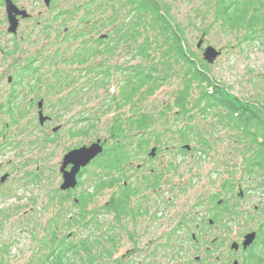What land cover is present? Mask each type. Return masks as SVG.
<instances>
[{"label":"rangeland","instance_id":"374dc122","mask_svg":"<svg viewBox=\"0 0 264 264\" xmlns=\"http://www.w3.org/2000/svg\"><path fill=\"white\" fill-rule=\"evenodd\" d=\"M162 1L169 9L170 21L183 28L184 39L199 59L205 60L207 47H213L221 53L214 63L205 61L213 84L225 89L238 101L264 109V33L256 29V37L251 35L252 29L248 22L252 15L245 19L242 27L225 29L222 21L216 20L215 5L219 0ZM58 4L56 13L71 14L60 18L51 30L43 29L48 21L45 13L24 23L21 35L25 39L21 45L23 55L19 56V66H11L12 61L19 57L12 52V37L1 31L3 40L0 39V48L8 51L13 60L6 59L0 51V73H8L15 81L22 82L17 90L20 106L24 110L22 114L20 109L14 114L8 107L0 110V129L9 123V134L3 143L5 149L0 153V178L9 174L8 179L0 184V264H42L48 249L56 247L51 246L54 240L56 244L68 240L80 248L81 255H70L71 261L76 264H90L89 254L96 257V264H114L109 253L113 252L115 216L107 204L113 190H97V183L103 179L109 181L112 174H106L96 164L88 168L78 193L83 190L94 196L84 207L76 206L71 201L63 203L56 198L59 197V185L64 184L61 169L65 156L76 150L69 149L81 144L90 146L102 140L106 150L107 145L114 141L112 126L118 119L125 122L132 117L131 106L153 116L155 123L145 132L132 127L133 130L125 132L131 136L127 139L122 136L121 139L126 140V150L134 158L136 167L148 160L155 146H160L162 155L156 165L166 172L172 184L169 183L167 187V202L177 196L178 184L189 177L194 182L193 191L198 194L197 190L206 187V179L202 178V174L212 171L216 176L213 179L215 191L220 182L230 175L235 189L229 200L232 205L239 207V218L247 220V229H256L260 220L264 222V185L260 183L257 172L250 175L243 170L248 154L245 152L246 145L236 142L239 132L223 126L214 113L208 116L201 114L200 109L206 103L196 106L201 98L197 83H193V91L186 105L190 113L182 114L180 108L175 106L178 92L185 85L187 69L184 62L171 60L170 70L158 64L156 70L161 74L158 76L166 78L163 87L154 95H149V86L144 87L133 98L132 105L117 110L123 88L129 77L132 80L134 69L140 65L146 67L150 63H157L169 45L166 44V35L152 28V16L149 14L143 18L148 33L143 32L138 44L130 41L116 45L119 35L113 33L115 29L120 24L132 23L137 15L128 0H69L66 3L62 0ZM254 7L255 11L259 3L255 2ZM28 11L37 16L38 11L43 10L40 7L35 12L34 9ZM36 21L43 22L42 26H38ZM103 36L107 37L103 39ZM146 36L156 42L149 54L151 59L157 57V60L145 61L137 54V48ZM201 41L203 45L199 48ZM93 45L98 47L93 51H96L94 57L84 63L74 58L80 51ZM109 47L115 48L108 52ZM30 64L32 72L23 74ZM20 76H23L22 79ZM57 80L65 81L68 86L66 89L71 93L68 97L71 102L67 111L58 109L54 113L57 125L67 124L60 135L54 137L49 125L50 129L40 125V113L38 116L37 106L35 109L31 107V99L36 94L43 95L45 105L47 102L46 112L51 113L50 106L55 102V95L50 93V85L57 84ZM9 91L4 81L0 88V106L8 102ZM191 115H196V118L190 119ZM82 118V126H85L82 130L86 129V136L69 139L68 131L71 128L79 129ZM88 118L94 120V128L89 127ZM187 126L191 129L187 132L188 142H182L180 131ZM151 132L155 134L149 149L138 156L135 150L140 139L142 136L150 137ZM158 135L159 141L156 140ZM50 138L55 143H50ZM1 140L3 142L2 137ZM202 140H207L212 146L208 154L202 153ZM180 145L184 148L189 146L192 150L181 153ZM159 161L163 162V166ZM147 172L149 174V170ZM193 173H198L199 177H192ZM36 177L38 179L34 180ZM240 189L246 194L244 199L239 197ZM175 205L176 201L171 200V204H162L158 211L153 208L151 214L143 218L148 220L154 214L160 217L161 213H167L168 218H172L177 213ZM256 205L259 206L257 212L254 210ZM132 214L129 213L125 218L132 217ZM126 225L131 224L128 222ZM55 235L57 239H54ZM86 240H90V253L82 250ZM128 240L130 238L125 237L121 241L125 247ZM149 241L150 238H140L141 251L149 250ZM156 260L158 264L166 263V259L159 256Z\"/></svg>","mask_w":264,"mask_h":264},{"label":"flooded vegetation","instance_id":"af4514ba","mask_svg":"<svg viewBox=\"0 0 264 264\" xmlns=\"http://www.w3.org/2000/svg\"><path fill=\"white\" fill-rule=\"evenodd\" d=\"M255 1L259 3L260 14L264 16V0ZM60 2L62 0H0V32L5 31L7 35L12 37L11 49L16 57L23 55L21 45L25 38L21 35V30L25 22L33 21L45 13L49 18L47 17V26H44L43 29L51 30V27H55V23L60 18L64 19V17L71 14V12L56 13V8ZM63 2L66 3L69 0H63ZM9 6L10 12L16 16L17 28L15 32L10 31ZM40 7L43 11H38L37 16L28 11L29 9L30 11L34 9L35 12ZM21 11H26L27 13L24 15L19 14L18 12ZM36 22L38 26H42L43 22ZM67 32L66 28L65 33L67 34ZM2 35L3 33L1 32L0 39L3 40ZM0 51L4 53L6 59H12L8 51H3L1 48ZM20 57L19 59H12L11 66H19L18 60H20ZM1 66L2 64H0ZM20 77L22 79L23 76ZM4 81L9 86L10 96L8 102L0 106V110L2 111L8 107L11 114H14L15 111L20 109L22 114L24 108L20 106V96L17 90L19 86H22V82L15 81L13 77L8 76V73H0L1 87ZM57 81V84L50 85V93H54L55 98L53 101L56 102H53L51 106L49 105L51 113L46 112L47 102L45 105L43 95L36 94L31 99V107L35 109V106H37L38 116L42 110L45 117L48 118L46 123H40V125L44 128H49L50 126L54 137L59 136L60 132L67 126L66 123L57 125L54 113L58 109L67 111L71 102L68 98L71 93L67 91L66 88L68 86L65 81ZM62 94L64 95L61 96ZM35 102H37L36 105ZM40 104L42 108H40ZM260 110L262 112L261 119L264 120V109L261 108ZM82 123H84L83 118L80 120L79 129L71 128L68 131L69 139L86 136L87 131L86 129L82 130L85 127L82 126ZM8 127L9 123H6L0 129V138L2 137L3 139V142L2 140L0 142V153L5 149L3 143H5L9 134ZM55 129L58 130L55 131ZM125 141L123 139L116 140L118 150L122 149L121 146ZM49 142L55 143L54 139L51 138ZM82 146L86 145L81 144L78 147L70 148L69 151ZM180 146L182 147L181 153L182 151L190 152L192 150L191 147V149H187L182 145ZM154 149H156L155 154H149L148 160H144L143 164H139L137 167L131 153L127 161L123 160L122 162L121 157H118L111 172L112 177L108 182H111L112 186L106 188L113 190L110 199L119 202L123 196L128 194V208L130 213H133L132 217L126 219L125 215H120L116 211L113 212L115 216L113 221L115 227L112 252L114 264H125V262L126 264H158L156 262L157 256L166 259L165 264H264V222L260 220L256 229L249 230L245 225L247 220L239 218L241 214L237 210L239 207L236 204L232 205L229 200V196L233 194L230 175L220 182L218 190L215 191L213 189V179L216 177L214 175L215 172L208 171L202 174V178L206 179V187L197 190L198 194L193 191L192 185L194 182L190 181L189 177L185 182L178 184L177 196L170 198L169 202H167V187L170 182L166 172L161 171V167L156 165L162 155V150L160 146H155ZM98 158L80 171L77 176L78 184L76 188L62 190V183L59 185L58 193L60 198L57 197V201L58 199L62 200L63 203L71 201L76 206H82L79 199L83 195L91 194H87L83 190L78 193V190L82 188L83 178L87 174L88 168L95 164L98 166ZM159 162L163 166V162ZM72 168L73 166L69 165L66 170L70 171ZM258 174L260 183L262 182L264 185V169ZM193 175L192 177L194 178L199 177L198 173H193ZM61 176L63 175L61 174ZM4 177L7 180L9 174L1 176L0 184H3ZM36 179L38 177L34 180ZM170 185L172 184L170 183ZM240 190L239 197L244 199L246 194L242 189ZM110 199L107 202L108 205ZM171 200L176 201L175 208L177 209V213H174L172 218H168L167 213L165 215L161 213L160 217L159 215L156 217V214H154L148 220L143 218L151 214V209L155 208L158 211L161 210L162 204H171ZM262 209L264 214V207ZM254 210L257 212L259 206L256 205ZM128 222H130V226L126 225ZM250 235H254L253 239L249 238ZM125 237L130 238L126 247L121 242ZM140 238H150L148 251H141ZM152 244L154 245L152 246ZM143 252L145 254H141Z\"/></svg>","mask_w":264,"mask_h":264},{"label":"trees","instance_id":"16d2710c","mask_svg":"<svg viewBox=\"0 0 264 264\" xmlns=\"http://www.w3.org/2000/svg\"><path fill=\"white\" fill-rule=\"evenodd\" d=\"M129 4L134 7V11L137 14L133 22L130 24H120L113 33H116L117 43L130 42L133 41L138 44L139 39L142 37L143 32L147 30L144 28L143 18L146 15H151V26L154 30L159 29V34L166 35V44L168 45L165 52L159 58L157 63H150L146 67L140 65L136 67L133 71L132 80L126 81V85L122 91V100L118 105L117 110L123 109L125 106L132 105L133 98L137 97L139 92L144 88L149 86V95H154L158 90L163 87L166 83V78L158 76L156 68L160 65L166 66L170 70L169 62L171 60H177L184 62L187 73L185 75V85L179 90L176 97L175 106L180 108L182 114L190 113L186 109V105L189 101L190 93L193 91V83L198 84V88L201 89V98L199 99L196 106H200L202 102L206 103V106L201 108V114L208 116L214 113L220 119L225 127H232L233 130L239 132V136L236 138V142L246 145L247 157L243 163V170L248 171L251 175L254 172H260L264 169V120L261 119L260 107L253 105L251 103H244L238 101L234 97L228 94V92L213 84L210 74L208 73L207 64L205 60L198 58L197 54L193 53L184 39L183 28L176 26L170 21V12L168 7L163 4L162 0H128ZM255 0H243V1H229V0H219L216 7V20H220L223 23V28L225 29H238L242 27L245 23V19L250 16L248 25L253 31L251 35L256 37L257 30L264 33V16L260 14V9L257 7L254 11ZM254 11V12H253ZM152 29V30H153ZM148 33V31L146 32ZM111 38V37H110ZM253 39V38H252ZM155 40V39H153ZM106 41V40H104ZM156 42L151 41L149 36H146L144 42L137 48V54L142 57L145 61L157 60V57H153L149 54L153 45ZM97 46L86 47L84 50L80 51L79 54L75 55L74 58L79 60L80 63H84L87 59L94 57V49ZM112 47V46H111ZM109 47L108 52H111L113 48ZM98 48V47H97ZM96 56V55H95ZM32 72V64L28 65L23 74H30ZM161 75V74H159ZM131 111L133 112L132 117L128 118L127 121L123 122L119 119L116 120L114 126H112L111 135L114 141L111 145H107V149L98 158V168L106 172V174H111L116 160L121 157V160L127 161L130 152L126 150V144L123 143L120 150L117 149L116 140L127 139L131 135L125 134L127 131L135 130L148 131L152 128L155 123L153 116L141 113L139 110L134 109L131 106ZM138 114V115H137ZM196 115H191L190 119H195ZM94 120L88 118V124L90 128H94ZM191 129L190 127H185L182 129L181 138L182 142H188L187 132ZM184 131V132H183ZM155 132H151L150 137L142 136L137 149L135 152L138 154H145L150 147V141L153 139ZM127 135V136H126ZM160 136L156 138L157 141ZM202 153L208 154L211 150V144L207 140H202ZM182 153H187L182 151ZM111 182L102 180L97 183V190H105L107 187H111ZM235 189V184H232V190ZM93 194L83 195L79 200L82 207L89 204L93 199ZM86 204V205H85ZM108 209L111 213L118 212L120 215L128 216L130 211L128 208V194L123 196L119 202H115L110 199ZM96 216L92 217L94 219ZM91 219V221H92ZM97 221V220H94ZM56 238V235L54 236ZM51 246H56L55 248L48 249V253L45 255V259L42 264H76L70 259V255H81L80 248L76 245L70 243L68 240L51 242ZM82 250L89 252L90 240H86L82 244ZM110 256L112 253H109ZM82 258V257H81ZM88 262L90 264H96V257L89 254Z\"/></svg>","mask_w":264,"mask_h":264},{"label":"water","instance_id":"95a60500","mask_svg":"<svg viewBox=\"0 0 264 264\" xmlns=\"http://www.w3.org/2000/svg\"><path fill=\"white\" fill-rule=\"evenodd\" d=\"M9 10V20L11 24L10 31L15 32L17 25H16V16L10 12V6L8 7ZM19 14H26L25 11L18 12ZM107 36H103L102 38H106ZM203 45V41H201L198 45L201 48ZM221 55L219 51L214 49L213 47H207L204 53V59L207 63L212 64L216 61V59ZM42 108V105H39ZM48 118L44 116L43 111H40V122L43 124ZM106 142V141H105ZM185 148L190 149L189 146ZM156 149H153L151 155L155 154ZM104 153V144H102V140H98L97 142L91 144L90 146H84L80 149H76L71 151L65 156L64 163L61 169V172L64 177V184L61 186L62 190H69L74 189L77 186V176L80 171L87 167L92 161H94L97 157ZM72 165V170L68 171L66 168ZM6 180V177L3 178V181ZM254 235H250L249 238L253 239ZM250 243V242H249Z\"/></svg>","mask_w":264,"mask_h":264}]
</instances>
